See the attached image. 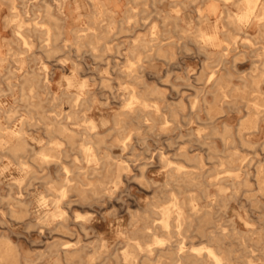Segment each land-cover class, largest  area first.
I'll return each mask as SVG.
<instances>
[{
    "label": "rangeland",
    "instance_id": "rangeland-1",
    "mask_svg": "<svg viewBox=\"0 0 264 264\" xmlns=\"http://www.w3.org/2000/svg\"><path fill=\"white\" fill-rule=\"evenodd\" d=\"M190 1L12 0L0 38V134L22 126L27 145L19 158L0 150V244L9 248L0 264H145L147 256L174 264L177 245L201 255L214 229L224 235L218 250L229 264H264V116L256 130L239 129L257 97L251 69L264 34L227 23L226 12L240 11L243 0ZM206 2L216 12L199 20L195 8ZM18 20L25 39L15 37ZM198 26L217 32L221 46L197 42ZM151 30L162 50L133 48ZM32 71L48 80L25 82ZM131 91L149 104L138 116L127 109ZM55 121L73 132L48 131ZM86 141L98 160L84 158ZM41 150L55 157L43 160ZM66 175L63 215L47 221ZM165 206L168 228L160 224Z\"/></svg>",
    "mask_w": 264,
    "mask_h": 264
},
{
    "label": "bare ground",
    "instance_id": "bare-ground-1",
    "mask_svg": "<svg viewBox=\"0 0 264 264\" xmlns=\"http://www.w3.org/2000/svg\"><path fill=\"white\" fill-rule=\"evenodd\" d=\"M102 1V0H101ZM193 1V0H192ZM190 1V2H192ZM5 2V1H4ZM238 2V0H237ZM243 5L240 11L238 12H233L230 13L229 11L226 12V18H227V23L231 26H233L234 29L239 30V32H242V34L245 33V31L242 29L243 27H256L257 28V32L258 34H264V0H243ZM109 6V5H108ZM162 8V7H161ZM165 9V8H164ZM217 9V5L214 2H206V4L203 6H196L195 8V12L198 16V19H202V20H209L210 17L212 16V14H214L216 12ZM142 11V10H141ZM16 12V11H15ZM161 12V9H160ZM177 12V16H179V11L176 10ZM232 12V11H231ZM46 13L47 15L50 16H54L50 13V10L47 6L46 8ZM82 15V14H81ZM93 15V14H92ZM184 14H182L183 16ZM187 16V15H186ZM98 17V16H97ZM145 18V17H144ZM58 19V18H57ZM94 19V18H93ZM98 19V18H97ZM189 19V18H188ZM217 19H220V15L218 16ZM9 21L12 20V17L8 18ZM131 20V19H130ZM129 20V22H130ZM94 21V20H93ZM98 21V20H97ZM190 21V20H189ZM113 23V21L111 22ZM118 23V22H117ZM189 23V22H188ZM200 23V21H199ZM21 27H22V22L20 20L17 21V24L15 26L14 29V34L15 37L17 39L19 38H23L25 39V37L22 35V31H21ZM44 27V26H43ZM109 26L107 25V28ZM111 28V27H109ZM49 30H47L48 33ZM110 31V29H109ZM38 33V32H37ZM111 33V32H110ZM195 38L197 42H202L203 45L205 44H211L215 47H220L221 46V41H219V37L217 35V32H213V33H208L205 32L203 30L202 27L198 26L195 30ZM55 34V33H54ZM226 35V34H225ZM55 37V36H54ZM53 37V38H54ZM190 37V36H189ZM156 37L154 36V30H151V35H150V39L146 40V39H141L140 40V44L139 45H134L133 48H137V47H141V48H147V47H152V46H157V50L160 51L162 50V44L157 45L154 41ZM229 38L232 42L234 43L236 40V37L233 36L232 34L229 35ZM83 38H81L80 35H78L76 37V41H80L79 43H81V40ZM45 40H48V38H45ZM151 41V42H150ZM188 42V40H187ZM182 43V42H181ZM185 43V42H184ZM85 44V43H84ZM89 46H92L95 48V46L91 43L88 42L87 43ZM186 44V43H185ZM76 45V44H75ZM103 45V44H102ZM30 47V46H29ZM58 45L53 44V49H57ZM102 47V46H101ZM22 48V47H21ZM227 49L225 46L223 48ZM49 50V49H48ZM23 52V51H22ZM118 51H116L117 53ZM225 55V53H223ZM121 55V54H120ZM199 55V54H198ZM255 56L257 57L256 60L254 61V65L252 66V77L250 80L251 85L254 86L255 90L257 91V97L256 100L251 102L250 104L246 105V111L247 113L245 114L244 120L242 122H240V126L239 129L241 132H243L242 130H248L249 132L256 130L257 128H259V121L260 119L264 116V91L261 89V84L264 83V46L262 48V50L260 52L255 53ZM3 57V56H2ZM211 57V56H210ZM221 57V55L219 56ZM261 57V58H258ZM228 58V57H227ZM19 60V59H18ZM36 60V59H35ZM3 59L0 58V62H2ZM22 61V60H21ZM24 61V60H23ZM203 61V60H201ZM227 61V60H226ZM62 62V61H61ZM19 63V62H18ZM67 63V62H66ZM168 63V62H167ZM218 63V62H217ZM12 64V63H11ZM44 64V63H43ZM29 65V64H28ZM42 65V64H41ZM171 65V64H170ZM220 65V64H219ZM80 67V66H79ZM145 67V66H144ZM29 68V67H28ZM219 68V67H218ZM30 69V68H29ZM238 71V70H237ZM25 72V71H24ZM211 75L209 76V80L211 81L213 79V74H214V70L211 71ZM65 76V75H63ZM189 76V75H188ZM74 78V77H73ZM189 78V77H188ZM215 78V77H214ZM44 79L48 80L47 78L44 77V75H40V73L36 72V71H32V72H28L27 75L24 77V81L25 82H33V83H41L42 81L44 82ZM64 80H66V78L64 77ZM72 80V78H71ZM52 81V80H51ZM69 81V80H68ZM110 81V80H108ZM116 81V80H115ZM107 82V80H106ZM111 82V81H110ZM22 83V81H21ZM85 83L84 81L82 82L83 86ZM118 84V83H117ZM45 85V84H44ZM41 87V86H40ZM128 86H126L127 88ZM30 88V87H29ZM82 88V87H81ZM79 87V89H81ZM84 88V87H83ZM86 88V87H85ZM123 88V87H122ZM1 89V88H0ZM39 89V88H38ZM43 91V90H42ZM46 90H44L45 92ZM43 93V92H42ZM51 93V92H50ZM53 93V92H52ZM179 93V92H178ZM31 94V93H30ZM60 94V92H59ZM45 95V94H44ZM51 95V94H50ZM53 96V94H52ZM21 98V97H20ZM19 99V98H18ZM80 96L79 94L75 95V97H72V105L76 104L77 101H79ZM52 100V99H51ZM49 100V101H51ZM58 103V102H56ZM48 104V103H47ZM53 104V103H52ZM133 104H137L138 107L137 108H133ZM17 105V104H16ZM62 105V104H61ZM24 105H22L21 107H23ZM49 106V105H48ZM51 106V105H50ZM149 104L147 103V101L144 98H141L136 92L131 91L129 92V98H128V102H127V109L130 111V113H135V115H140L141 110H144V108L148 107ZM16 107V106H15ZM26 107V106H25ZM58 107V106H57ZM56 107V108H57ZM155 107V106H154ZM209 107V106H208ZM44 108V107H43ZM46 108V107H45ZM96 108V107H95ZM51 109V108H50ZM62 109V108H61ZM52 110V109H51ZM60 110V109H58ZM97 110V109H96ZM8 111V110H7ZM54 111V110H53ZM210 112V111H209ZM48 113V112H47ZM57 113V112H56ZM51 114V113H48ZM129 114V113H127ZM7 115V114H6ZM5 115V116H6ZM209 116V115H208ZM24 117V116H23ZM63 117V116H62ZM4 118V117H3ZM9 118V117H8ZM22 118V117H21ZM25 118V117H24ZM211 118V117H210ZM215 118V117H214ZM20 119H18L19 121ZM209 120V118H208ZM216 120V119H215ZM16 121V120H15ZM102 121V120H101ZM218 121V120H217ZM44 122V121H43ZM108 122V121H107ZM214 122V120H213ZM15 123V122H14ZM109 123V122H108ZM114 123V122H113ZM2 124V123H1ZM44 124V123H43ZM3 125V124H2ZM90 125V124H89ZM5 126V125H3ZM19 126V125H18ZM94 125L91 122V128H93ZM100 127V126H99ZM12 128V127H11ZM14 128V126H13ZM18 128V127H17ZM1 129V126H0ZM46 129L48 131H69V132H73L72 129H70L69 127H67L66 124L60 122V121H55V122H49L46 124ZM8 130V129H6ZM161 130V128H160ZM9 131V130H8ZM4 132V131H3ZM23 127L20 126L17 130H10L8 136L5 135L3 136L2 134H0V150L2 151H8L9 153H11L14 157L19 158V153L21 151H24L26 149V141L25 138L23 136ZM7 133V132H6ZM4 133V134H6ZM218 133V132H216ZM220 134V133H219ZM244 134V133H243ZM26 135V134H25ZM37 135V134H36ZM27 136V135H26ZM39 136V135H38ZM16 138V141H14V139ZM31 139V137H30ZM42 140V139H41ZM36 142V141H35ZM51 144L54 145H59L60 143L57 141H49ZM246 142V141H245ZM257 143V142H256ZM41 144V143H40ZM124 144V143H123ZM260 144V143H259ZM263 144V143H262ZM193 145V144H192ZM52 147V146H51ZM94 148V143H91L89 141H86L84 143L81 144V149L85 152L84 158L87 161H91V160H98V157L96 155V153H94L93 151ZM194 149V148H193ZM192 149V150H193ZM194 151V150H193ZM195 152V151H194ZM264 152V151H263ZM39 158L43 159V160H48L49 158H53L55 157L54 154L51 153H47L46 151H40L39 153ZM194 159V158H193ZM8 160V159H7ZM114 161V160H113ZM97 162V161H96ZM20 163V167L21 168H25L24 163L22 161L19 162ZM98 163V162H97ZM254 164V163H253ZM10 165V164H9ZM8 165V166H9ZM200 165V163H199ZM4 166V165H3ZM248 166V165H247ZM2 167V165H1ZM6 167V166H5ZM4 168V167H2ZM1 168V169H2ZM168 168V167H167ZM5 170V169H4ZM98 170V169H97ZM190 170V169H189ZM61 171V170H60ZM264 173V166L261 165L258 169V174H262ZM20 175V174H19ZM257 175V174H256ZM184 176V175H183ZM191 176V175H190ZM14 177V176H13ZM3 178V177H2ZM22 178V176H21ZM5 179V178H3ZM16 180V179H15ZM3 181V180H2ZM71 179L66 175L65 176V186H63L61 189H59L57 197L54 199V207L56 208L55 211H48L45 213V218L47 221L50 220L51 218H54L56 216H62L63 212L58 210L59 207V201L62 200V198H64V196L67 193L68 187L70 185ZM152 182V181H151ZM171 182V181H170ZM9 184V183H7ZM11 184V183H10ZM153 184V183H152ZM158 184V182H157ZM6 185V183H5ZM14 185V184H12ZM25 186V185H24ZM88 186V185H87ZM155 186V185H154ZM197 186V185H195ZM173 188V187H172ZM107 190V189H106ZM167 191V190H166ZM202 193V192H201ZM41 197V196H40ZM171 197V196H170ZM38 198V196H37ZM172 198V197H171ZM42 199V198H41ZM24 200V199H23ZM20 200L18 201L17 206H19L22 209H25L26 211V202ZM35 200V199H34ZM37 200V199H36ZM35 200V201H36ZM191 202L193 200V198L189 199ZM40 201V200H37ZM45 202V201H44ZM38 204V203H37ZM45 204V203H44ZM170 204V203H169ZM173 206H175V208L177 209L176 211V226L179 227L181 225V223L184 220V214L181 210V207L177 204L176 202V198L173 201ZM39 205V204H38ZM192 209L196 210V206L195 204H192ZM40 207V206H39ZM46 207V206H45ZM37 209V208H36ZM196 213V212H195ZM160 214H161V220H160V224L162 227L164 228H168V226L170 225V217H171V211L169 207H162L160 209ZM209 214V211L205 212V215ZM263 215V214H262ZM158 216V215H157ZM44 217V216H43ZM43 219V220H44ZM120 224V223H118ZM117 226V225H116ZM118 227V226H117ZM76 230V229H75ZM154 236V235H153ZM207 240L209 241L210 244L203 246L202 248L204 249V253L200 255L201 252L198 251V254H187L184 253V250L182 251V246L177 245L179 247V252L176 254V259H174L172 262L174 264H178L180 259H187V263L189 264H229V262H227V260L224 258V256L221 254V252L218 250L219 249V244L222 241V237L224 235L221 234L220 231H218L217 229L214 230H210L205 234ZM82 237V236H81ZM63 239V238H62ZM4 244L5 242L2 241ZM156 242H158L159 244H163V240L162 239H157ZM58 243V242H57ZM81 243V242H80ZM79 243V244H80ZM7 244V243H5ZM5 244L3 246H5ZM3 246L0 244V256H8L9 255V248H3ZM2 247V248H1ZM60 247V246H59ZM65 248V247H64ZM71 248V247H70ZM50 250V248H49ZM77 250V249H76ZM80 250V249H79ZM27 251V250H26ZM25 251V252H26ZM54 251V250H53ZM150 251V250H149ZM30 252V251H28ZM52 253V252H51ZM146 256H144L145 258ZM61 258V257H60ZM143 258H141L142 260ZM123 260V259H122ZM61 261V259H60ZM94 262V260H93ZM124 262V261H123ZM145 264H151L150 263V258L147 256L145 258ZM248 263H251V260H248ZM115 264V263H114Z\"/></svg>",
    "mask_w": 264,
    "mask_h": 264
},
{
    "label": "crops",
    "instance_id": "crops-1",
    "mask_svg": "<svg viewBox=\"0 0 264 264\" xmlns=\"http://www.w3.org/2000/svg\"><path fill=\"white\" fill-rule=\"evenodd\" d=\"M11 2L12 0H0V38L8 32L6 20L10 17Z\"/></svg>",
    "mask_w": 264,
    "mask_h": 264
}]
</instances>
